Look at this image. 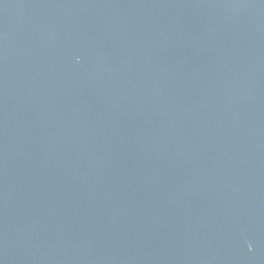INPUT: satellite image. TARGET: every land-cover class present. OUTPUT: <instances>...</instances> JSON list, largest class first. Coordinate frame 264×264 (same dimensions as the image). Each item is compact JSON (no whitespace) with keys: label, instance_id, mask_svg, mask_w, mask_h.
<instances>
[{"label":"water","instance_id":"95a60500","mask_svg":"<svg viewBox=\"0 0 264 264\" xmlns=\"http://www.w3.org/2000/svg\"><path fill=\"white\" fill-rule=\"evenodd\" d=\"M0 264H264V0H0Z\"/></svg>","mask_w":264,"mask_h":264}]
</instances>
